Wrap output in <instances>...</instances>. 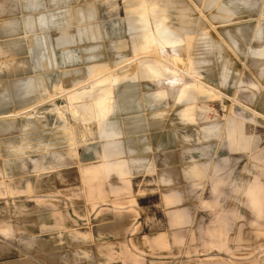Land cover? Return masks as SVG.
Here are the masks:
<instances>
[{"label": "rangeland", "instance_id": "374dc122", "mask_svg": "<svg viewBox=\"0 0 264 264\" xmlns=\"http://www.w3.org/2000/svg\"><path fill=\"white\" fill-rule=\"evenodd\" d=\"M0 264H264V0H0Z\"/></svg>", "mask_w": 264, "mask_h": 264}, {"label": "crops", "instance_id": "0c3cea01", "mask_svg": "<svg viewBox=\"0 0 264 264\" xmlns=\"http://www.w3.org/2000/svg\"><path fill=\"white\" fill-rule=\"evenodd\" d=\"M157 37L159 39L160 42H162V44H167L168 43V39L166 37L165 34H161L157 32ZM138 40V42L134 41L133 43V47L136 49L137 47H141L143 46H149L152 45L154 43V39L151 36H146V35H140L138 37H136ZM150 47V46H149ZM149 71L151 73L152 76H158L160 75V69L156 66H150ZM103 104V102H102ZM135 108V103H132L131 101L128 102L126 100H120L119 105L117 107V111L118 114H130L132 113V110ZM103 111H100V115H102ZM87 129L84 128V132ZM233 130L231 129L230 132H232ZM97 137L101 140L104 141L103 145H102V149H103V153L106 156H112L117 154L120 150H121V146L119 145V142H114L113 138L114 137H118L119 136V132L116 130L115 126L111 123H107L105 121L99 122L98 124V128H97ZM119 138V137H118ZM228 150L231 154H236L240 148L235 146V142L233 139H231L228 143ZM137 152L136 148H132V146H129L127 149V153L130 154L131 157H133V155ZM44 158L43 156H39V159H29L30 164L32 165L33 170L37 169V168H42L44 165H46V162H43ZM133 162V160H130ZM134 161H138V160H134Z\"/></svg>", "mask_w": 264, "mask_h": 264}]
</instances>
